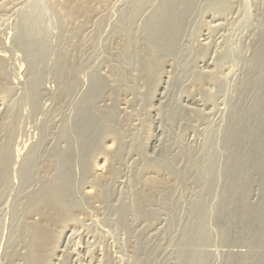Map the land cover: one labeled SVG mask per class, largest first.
I'll return each mask as SVG.
<instances>
[{
    "label": "bare ground",
    "instance_id": "bare-ground-1",
    "mask_svg": "<svg viewBox=\"0 0 264 264\" xmlns=\"http://www.w3.org/2000/svg\"><path fill=\"white\" fill-rule=\"evenodd\" d=\"M1 1L4 2L5 0H0V3H1ZM24 1L25 0H23L22 2H24ZM26 1L28 2V0H26ZM108 1L109 0H35V1L32 0V2L31 1L29 2L32 4H28L27 7L25 5L24 8L25 7L26 8L22 9V11H23L22 12L23 13L22 18H24V23L25 22L27 23V21H29L30 18H46V19H49V18H52L53 15H57L58 18H63L64 21L70 20V21H75V23L78 21V19L79 20L82 19V22L80 21L81 22L80 24L84 25V23L89 21L92 16L97 15V13L100 12L101 8ZM112 1L114 2V0H112ZM116 1H119V0H116ZM156 1L157 0H128L127 1V7L121 14V18H122L121 20L122 21H121L120 30L118 28V30L120 31V32L119 31L118 32L121 34L120 38H122L123 35L127 36V38H129L128 36L132 37V27L135 26V24H134L135 20L143 13V11L146 7L153 6L156 3L154 10H153V12H151V15L149 17L150 19L147 21V23L144 25V28H143V31H144L143 32V34H144V36H143L144 37V47L142 50L143 58H140V60L137 58L135 59L136 60L135 61V67L140 72V74L144 77V79L148 80V84H150V88H151L150 89V93H151L150 95L152 96L151 102H153V100L156 99V101L159 104V106L154 107V108L152 106L153 111H155V112L157 111L156 113L158 114V112L161 113V111L164 107H168L170 109H174L176 107V111L180 110L182 116H185V121H187V122L191 121L189 119V117H192V116H193V118L195 116V118H197V121H199V122L200 121H206L207 119L204 117L203 114L206 115L207 113L202 114L200 109H197L196 112L195 111L187 112L186 110L188 107L186 105H184L182 103V101L185 102L186 99H188L192 96V93H197V95L199 94L200 99L197 101H194L191 98L192 100L188 102V103H190L189 105H191V106L194 105V107L195 106L196 107L201 106V107L208 108V109L210 107L211 108L214 107L213 101L216 100L215 96L217 95L216 92L214 93L215 87H217L218 90H220L222 92H227V86H228L227 81H226V84H224L225 83L224 77H226V75H227L225 73V70L227 71V69H228L231 71L234 68V65H236L235 63L237 61L235 58H237L238 61L240 62V64H242L243 70H241L242 74H241L239 80L237 81L236 85L233 87L232 92L231 91L229 92L230 96H228L229 97L228 103L230 104V106H229L227 114L225 115V117L223 118V120L220 123L222 125H220L217 128L215 126H214V128L207 126L208 128H206L205 137H204V140L202 142V145L199 148V150L197 147L198 152H196V149L194 148L195 151H193V152H195L197 154L191 153L190 151L186 150V148H182L180 153H178V152L173 153L172 141H171L170 137H168V134H166V132H164V131H163V137L164 138L162 137V139L157 141L159 144L156 148L153 149V153L149 155L148 154L149 152H147V153L143 152V157H144V159H142L144 161V169L142 170L143 174L141 172V174L143 176L141 175V177H140V175L138 174L139 175L138 180L140 178L141 179L137 183H134L136 186L139 187V191L135 192L136 193L135 195H134V193L132 195V192H131V195H129V196H127V194H126L122 197H119L118 199H119L120 205L111 209V211L114 212L113 215L116 218V221L114 220L116 223L115 225L117 226L116 229L124 232L123 234L126 233V235H127V233H129V229H130L129 228L130 216L133 218L135 217L136 219H134V220L139 219L140 221L145 222V225L147 226V228L149 230L154 229L155 226L157 225L158 221L160 220V217H159L160 215H158L157 211H154L155 209H150L149 207L151 206V208H152V205H151L152 202H154V204L156 203V205H157V200H158L159 205H161L160 196H158L159 198L157 200H155L156 198L154 199V197L156 195L155 191L162 189L164 194H165V190L167 189V191L170 192L168 188L177 185V184L174 185V183H173V181L177 182V175L174 172L173 168H171V166L175 167V166L179 165L178 169H180V164L184 162L183 164L186 166V168L183 170L184 166H182V168H181L182 171L180 169L181 174H183V176H184V174L186 172L187 173L186 176H188L189 178H190L189 175L191 174V172L193 174L195 173L196 175H198L199 182L202 184V189L200 192L198 190L199 193L197 192L198 195L195 196L196 198L190 204L189 211L187 209V211H188L187 212V220H185L186 223H185V227H184L185 233H184L182 239L177 243V249L175 250L176 253H175V258H174L175 259L174 264H215L214 263L215 261L213 262V259H212L213 257H211V255H210L211 253L209 254V248H208V247H210V245L215 244L214 243L215 242L214 237H216V236L212 237V235H215L213 233V229H215L214 228L215 226H216L215 230H217V228H218L217 231L219 234L220 241L222 240L221 242H224L223 247L232 246V247H236L237 249H239L238 247H242V248L246 249L245 253L240 252L242 254H236V253L234 254V251L233 252L231 251V253L228 255L227 259L224 256L226 260L224 262H222L221 264H264V10L261 13V16H259V18H257V20L255 21V23H254L255 26L253 25L255 28L248 38V39H250L248 41V43L245 42L246 44H244V45L240 44V42H238V44H236L235 42H234V44H229V49L228 50L226 49L227 50L226 53H223L224 55L221 54L222 56L218 57L217 60H214V61L211 60L212 62H209L207 60L208 59L207 58V54H208L207 51L209 50L208 45H207L208 44L207 40H208L209 33L212 34V30H211V28H209L208 24H207V26L204 25V27L206 28L205 34L206 33L207 34L206 35L202 34L201 37H204V38L202 40H199L200 46L198 47L197 60L199 61V63H202L204 66H207L208 67L207 69H209V70L206 72H202V70H201V72L197 71L198 72L197 77L195 76L196 78L192 82L193 86L191 88L190 93L188 91L190 89H188L186 87V89H188L187 91L190 95H188L187 97L184 98V100L181 101V98L179 95L171 96L170 86L172 85V83L166 85L165 87L164 86L162 87L161 77L163 76L164 71L166 69V68L164 69L165 65L166 64L172 65L174 58L177 57V54H178L177 50L180 48V46L182 44L181 41L183 42V39H185L184 34L187 31L188 19H190L193 16L195 10H196L195 15H196L197 8L199 7V10L204 9V14L207 13L208 17L213 18V21H216V22L227 21L226 16H228V13L230 11H232L233 7H235V6L231 2V0H160L159 2L158 1L156 2ZM108 4H110V3H108ZM111 4H112V2H111ZM14 5L16 6L15 3H14ZM6 7L9 8L8 4L6 5ZM14 7L12 6L11 8L14 9ZM26 9H27V11H26ZM246 9L248 10V8H246ZM201 15L203 16L202 12H200V17H201ZM240 15H243V13ZM244 18H245V16H244ZM40 24H42L41 20H40ZM33 25H34V23H33ZM67 27H68V25H67ZM84 27H86V25ZM238 27H241V25H238ZM45 30L46 29H44V32H45ZM245 30H247V28ZM18 33H20V32H18ZM31 33H32V31H31ZM41 33H42V30H41ZM231 33H232V31H231ZM19 35H21V34H19ZM212 35H214V34H212ZM27 36L31 37L30 35H27ZM43 37H45V36H43ZM32 38H33V40H32V43H33L34 37H32ZM22 39H25L24 36H22ZM22 39H19L17 41V44H14V41H13V46L15 45V47L18 48L19 52H20V50H22V53L23 52L25 53L26 42ZM129 40H127L128 41L127 45L130 44L131 42H133L135 44L134 41H131V40H134L133 38L129 39ZM225 40H226V38H225ZM230 41L232 42L231 39H230ZM40 44H41V46L43 44H46V39L40 40ZM39 46L40 45L37 46V44H36V47H39ZM225 47H228V46L225 45ZM49 48H47V50H44L46 52L48 51L47 54L49 53ZM68 49H71V48H68ZM29 51H31V50H29ZM40 51H41L40 48H38L35 51L36 53H38V56L41 54ZM4 53H5L4 50L0 51V104H2V102L4 103L6 99L9 100L8 98L11 97L10 95L12 92L11 89L15 90L14 89L15 86L14 87L11 86L12 88L9 87V84H10L9 81L10 80L5 75L6 70L4 72V69L6 67V65H4V63H3V61L5 60V54ZM34 53H28V52L25 53V54H28V55H26V61L25 62L27 63V65H28L27 69L30 72V76L28 78L29 79L28 84L29 85L32 84V90H33V86H36L38 83L36 80L33 81V79L36 77V75H38V68L41 66L40 63L36 61L37 57L35 56ZM137 53L138 52H134L133 57H136ZM17 54H18V52H17ZM122 58H120V59H122ZM85 59H87V57ZM67 60H68V58H67ZM122 60H124V58ZM39 61H41V60L39 59ZM83 62H84V60H83ZM160 62H161V64H160ZM83 64H81V65H83ZM173 64H175V62H173ZM38 65H40V66H38ZM74 66H76V65H74ZM224 66H226L227 69L225 67V69L223 71ZM196 67H198V65ZM85 70H87V69H85ZM29 72H27V73H29ZM61 72H60V74H62L64 77L62 75L61 76L65 79L66 72L65 73H61ZM70 72L71 71L69 69V73ZM101 72H103V71H101ZM12 74H14V72H12ZM40 76H42L41 73H40ZM115 76L117 77V78H115L117 81L121 80V78H122L121 75L117 76V74H116ZM67 77L68 76H66V78ZM23 78H25V77H23ZM16 79H18V78H16ZM42 79H44V77ZM222 80H223V83H221ZM71 81H73V80H71ZM12 82H14V81L12 80ZM46 82H47V80H46ZM24 84H25V82H24ZM26 84H27V82H26ZM24 86L22 88H24V92L27 94V97L29 98V95H30V94H28L30 92L29 88H26V86L25 87ZM72 86H73L72 84H69V85L67 84L66 87L62 88L59 91L58 98H55V99L61 100L62 98L67 97L66 95L69 93V91L73 90ZM212 86L214 87V89L211 90ZM40 87H41V85H40ZM62 87H63V85H62ZM209 87H210V89H209ZM95 88H97V86H95ZM41 89L42 88H40V90H39V86H38V90L41 91ZM159 89L163 90V92L158 93ZM19 90H21V89H19ZM36 90H37V87L34 90V92H36ZM101 90H102V88H101V86H99L96 93L94 95L91 94V96L92 95L93 96L91 97V99L87 100V102H86L88 104V105L86 104L87 107H89V105H90V108H92V107L98 108L99 105L102 104L103 100L101 98V95L99 94V92ZM42 92H43V89H42L41 93ZM178 93H180V92H178ZM185 93H187L186 90H185ZM42 94H44V93H42ZM42 94H40V95H42ZM163 94H165V96ZM55 97H57V96H55ZM176 97H179V99ZM50 98H51V95H50ZM119 98H120V96H119ZM163 98L166 101L163 102L162 101ZM175 98L178 99V102H176V105H173L174 106L173 107L170 104V102H172L173 99H175ZM214 98H215V100H214ZM11 99H12V97H11ZM23 99H24V97H23ZM29 99H28L29 102L28 101L27 102L30 104L31 100H29ZM25 100H27V98ZM132 101H130V103ZM9 102H11V101H9ZM128 102H129V100H128ZM151 102H150V104H151ZM84 103H85V101L83 102V104ZM150 104H149V106H150ZM105 105L103 103V106H105ZM196 107H195V109H196ZM104 108L106 109V107H104ZM4 109H5V106H4ZM108 109H110V108H108ZM86 110H87V108H86ZM99 110H100V108H99ZM92 111H94L93 108H92ZM108 111L109 110H107L106 112H108ZM101 112H102V108L100 110V114H101ZM106 112L105 113L102 112L106 115V117L103 116L104 118H101L100 120L98 119L99 121H97V119H96V116H95L96 113L94 115L91 113L92 116L88 117V116H86V114H83L80 116V118H78V120L75 119L76 121L72 124V126L67 125L62 130V132H60L59 139L61 140V142L63 141L67 145H69V147L71 145V147L67 149V147L64 146L65 147L64 151L62 148V151H63L62 152L61 148H60L59 149L61 151L60 152L58 150L59 147L57 146L58 152H55V153L52 152L53 153L52 156H50L51 154L50 155L48 154V162L46 161V158H45V161L47 163H45V161L42 160L43 157H45L44 152H42V154H41V151H40L41 143L43 141H45L44 139H42L38 143L39 146L36 145V147H33L32 150L30 149L31 151L28 152V154L26 153V155H25V153H24L25 156L21 157L20 155L22 152L21 151L22 148L20 147V144L14 145V139H15L14 136H16V135L11 132L8 135H7V133L6 134L3 133V134H5V136H4L0 133L2 135L1 138H3V136H4V138L0 140V193H2L3 191L6 192V188L10 184H12L11 183V177H12L11 169L14 167V164L17 165L15 160H16V158H19V157L23 158L22 163H21L20 174L17 173V175H20L19 179L23 184L22 188H26V189L28 188L29 189L34 184L38 185L41 182L40 188L38 187L36 189V186H35V190L33 191V193L31 195H27L28 193L26 194V196H28V200H27L26 196L24 197V199L26 198V202L28 201L27 210H26V213H24V215L26 214L25 216L31 217L32 219L36 218L33 221H31V222L28 221L29 223L28 222L26 223V225H27L26 229L27 230H26V233L24 231V238H25V234L28 233V235H27L28 240L25 241L26 243L24 242L25 244L23 245L25 247L24 249L26 250V253L19 255V254H17V252L13 251L14 249L11 248L12 252L10 251L8 256H7L8 264L15 263V260H18L22 264H51L53 258L56 259L55 255H56L58 246L60 248L59 243L61 241L63 234L66 232V230L69 227H73L74 225H77L78 221L76 219V214L79 213L81 216L84 213L83 211L85 209L83 210V208H80V207H78V205L76 206L75 204H73L72 200L70 198V197L74 198L73 194L76 191L75 188L77 189V187L74 188V185L76 186V184H75L76 182L73 185L74 181H70L72 178V176H71L72 172L76 171V170H73V167L74 166L77 167L76 165L79 163V160L83 159L82 157H80V153H78L79 151H77V149L79 150L77 145L80 146V148H81L80 151L85 152V153L92 150L95 146V149H93V151L91 153L93 155H91V156L94 157V155H95L96 158L93 159L91 164L89 163L90 167L87 169V171L84 170L86 177L88 178V182H87V186L84 188V191H81L82 194L85 192L84 194H86V196L91 201L97 200V201H100L101 204H107V205L110 203L109 202L110 199H114V198H112L111 194H109L108 192L105 191L106 189H104V187H103L104 185L100 187V184L103 182L108 183V181H112V180L117 181L118 177L115 179V176H117L116 174L118 172L117 171L118 169H116L117 163H115V162H117V159L121 156V152L125 149V147L121 151V146H119V141L121 139H120V137L119 138L117 137L118 134L116 135L115 129L111 128V126L115 127V125L112 124L109 127L107 125L110 121L109 120L110 117L108 118V116H110L109 113L111 114V112H108V113H106ZM11 113L9 111V113L6 114L5 119L1 118L2 122L4 121L3 122L4 125L6 123L7 126H9V124L11 123L10 120L14 119L13 115L11 116ZM143 115H144V113H143ZM158 116H160V115L158 114ZM8 118H10V120ZM6 119H7V121H6ZM66 119H68V117ZM168 120L171 121V117H169ZM0 124H1V122H0ZM13 124L11 126H13ZM4 125H2V126L4 127ZM7 126L5 127L6 130H7ZM141 126H143V125H141ZM3 127L0 126V129H4ZM72 128H74L75 131H73ZM5 129L3 131H5ZM117 129H118V127H117ZM123 129H124V127H123ZM123 129H121V133H122ZM8 130H9V128H8ZM101 130H102V132H101ZM70 132H71V134H70ZM118 133H119V135H121V133L119 131H118ZM73 134L76 136H73ZM42 137H45V136H42ZM46 137H48V136H46ZM117 138L120 140L118 141ZM96 139H99V142H100L99 144H101L100 147L99 146L97 147L94 144L92 145V142ZM130 139H132V138H130ZM78 141H80V143H78ZM122 141H123V139H122ZM155 141H156V139H155ZM120 143L122 145L124 142L123 143L120 142ZM124 145H125V143H124ZM15 147H16V149H15ZM128 148H132L131 144H130V147L128 146ZM144 148H146V147H144ZM73 149H75L76 151ZM129 150L131 152V149H129ZM174 151H175V149H174ZM78 154H79V157H78ZM49 156H50V158H49ZM87 157H88V154H87ZM78 158H80V159L78 160ZM88 158H87V160H88ZM41 160L44 162L43 164H42ZM82 163H84V162H81V164ZM167 163L170 164L171 166L167 167V165H165ZM12 165H13V167H12ZM42 166L44 167V171L42 173L41 178L39 176L40 179H38L36 177V175L42 171L41 170L42 168H40ZM125 166H126V164H125ZM75 169H77V168H75ZM15 171H17V170H15ZM187 171H190V174ZM76 173L78 174V171ZM255 175L259 177L256 180L258 183L256 190H254L255 189L254 186L256 185V181H254L256 179V178H254ZM188 177H187V179H189ZM179 178H180V176H179ZM13 179H14V177H13ZM72 180H73V178H72ZM136 180H134V181H136ZM14 181H15V179H14ZM17 181L18 180H16V182ZM189 181H190V179H189ZM16 182H14V183H16ZM171 183H173V186L171 185ZM197 183H198V181H197ZM213 183H216L218 188H219V184H221L222 188H221L220 192H218V194L216 192H212V191H214V187H213V190L211 189ZM178 184H179V182H178ZM17 186H18V184H17ZM79 189H81L80 186H79ZM253 190L256 192L257 198L259 197L258 199H260V201H259L256 198V200H257L256 201V200H254V198H252L255 203H252V201H250V198L254 192ZM12 191L14 192V190H12ZM110 191H111V188H110ZM23 192H25V191L22 190L21 193L23 194ZM10 193H12V192H10ZM170 193H173V192L171 191ZM2 194H0V195H2ZM167 194H169V193H166V195H163V196L167 197ZM173 195L174 194H172V196H171V194H170V196H168L167 198L165 197V199L167 201L172 200L171 202L173 203V199L175 202V198ZM165 199L163 198L162 201L167 203ZM181 199H182V197H181ZM181 199L180 200L178 199L179 202L178 203L176 202V203L179 204L182 201ZM210 199H211V201H210ZM208 201H210V202L208 203ZM171 202H170V204H168V203L167 204L173 206V204ZM213 202H215L216 204ZM256 202H258V203H256ZM92 203H93V201H92ZM149 204H150V206H148ZM91 205H94V204H91ZM25 206H26V203H25ZM98 208H101V206L100 207L98 206ZM103 208H104V210L107 209L106 207H103ZM161 208H163V210H164L163 205H161ZM167 208L170 209L171 207L169 208V206H168ZM174 208H175V206H173L172 209L174 210ZM177 208H178V206H177ZM101 209H100V212H102ZM156 210H158V209H156ZM111 211H110L109 217H111V214H112ZM174 212H175V210H174ZM85 213H86V210H85ZM85 213L83 214L84 216H86L88 214L87 213L85 215ZM176 216H178V215H176ZM86 217H84V218H86ZM95 217L97 218V216H95ZM79 219H81V217H79ZM86 219H88V218H86ZM91 219L92 218H90V220ZM177 219H179V218H177ZM84 221H86V220H84ZM107 221H109V220H107ZM111 221H113V220H111ZM110 223H112V222H110ZM24 225H25V222H24ZM212 226H214L213 229H212ZM81 227H79V228H81ZM100 227H101V225H100ZM177 227H179V226H177ZM20 228H21V226H20ZM86 228H87L86 230H88L87 225H86ZM83 229H84V227H83ZM111 230H112V228H111ZM131 231L132 230H130V232ZM100 232L101 231L98 232L99 236H100ZM102 232H103V230H102ZM113 232H115V231H113ZM96 233H97V231H96ZM104 235H106V234H104ZM104 235H103V237H104ZM21 236H22V234H21ZM144 238H145V240L143 242L141 241L142 244H140V246H137L135 248L134 254H133V249H132V254L134 256H133V258L129 259L128 264H169L167 259L163 260V261H158L155 257L156 254H155L154 250H152L151 252H146V250L148 248L147 244H146L147 237H143V239ZM21 239H22V241H24L22 237H20V240ZM16 241H17V239H16ZM13 242H15V241H13ZM94 242L95 241H93V243ZM69 243H71V242H69ZM88 244H89V248H90V243H88ZM138 244H139V242H138ZM96 246H98V244ZM94 247L95 246H93V245L91 246V248L93 250L97 251L96 249H98V247L96 249ZM101 247H99V248H101ZM112 247H113V245H112ZM86 248H85V251H86ZM161 250H163V249H161ZM72 251H73L72 254L76 255L75 251L74 250H72ZM85 251H84V253H85ZM89 251L92 254L91 249ZM87 252L88 251H86V255L89 254V252L88 253ZM123 252H124V250H123ZM101 253H102V251H100L97 254L98 259H94L93 258L94 255L91 257L93 258L94 261L96 260V264H106V263L108 264L109 263V260L107 258L108 256L105 254L107 257L104 258L105 256L102 253L103 254L102 257L104 256L102 258ZM238 253H239V251H238ZM79 255H78V257H79ZM142 255H144L145 257L142 258L143 257ZM87 256L89 257V255H87ZM91 257L89 258V264H90ZM120 259H122V258H120ZM56 260H58V259H56ZM110 260H111V258H110ZM19 262H17V263L20 264ZM58 262H60L59 260L57 261V264H60ZM91 263L93 264V262H91ZM61 264H62V262H61Z\"/></svg>",
    "mask_w": 264,
    "mask_h": 264
},
{
    "label": "rangeland",
    "instance_id": "rangeland-1",
    "mask_svg": "<svg viewBox=\"0 0 264 264\" xmlns=\"http://www.w3.org/2000/svg\"><path fill=\"white\" fill-rule=\"evenodd\" d=\"M22 1L21 0H5L4 2L1 1V3H0V29H1L0 30V51L4 50V52H5L4 54H5V60L6 61L4 60L3 63H4V65H6V67L4 66L5 67L4 72L6 70L5 75L10 80L9 81L10 82L9 87L15 86L14 87L15 90L11 89L12 92H11L10 96L12 97V99H11V97H9L8 98L9 100L6 99L4 103L2 102V104H0V107H1L0 108V110H1L0 111V122H1V124L4 125V123H3L4 121L2 122V119H5V116L7 113H9V111H10V113L12 112L11 116L13 115L14 119H11V120H10V118H8V119L11 121L12 124L14 122L15 123L13 124V126H11L12 125L11 123L9 124V126H7V124L5 123V125L7 126V130L5 129V127H6L5 125L3 127L0 124V126L5 129V131H3L4 129H0V131L1 130L3 131V132L1 131L0 133L5 136L6 133L8 135L12 132L16 135V136H14L15 137L14 145L20 144V147L22 148L21 149L19 147L22 151L21 155H20L21 157L22 156L24 157L26 155V153L28 154V152H30L33 149V147H36V145H38V143L42 139H44L45 141H43L41 143L40 151H41V154H42V152H44V154H45V157H43L42 160L45 161V158H46V161L48 162V154L49 155L51 154L50 156H52V154L55 152H58V150L60 148H61V151H62V148L64 151L65 147H67V149L71 147V145L69 147V145H67L65 142H63V141L61 142V140L59 139L60 132H62V130L67 125L72 126V124L76 120H78V118H80V116L83 114H86V116L89 117V116H92V114L94 115L96 113V115H95L96 119H97V121H99L101 118L106 117V115L104 113L107 110H109L108 112H111V114L109 113L110 116H108V118L110 117L109 120L112 123L109 121V123L107 124L108 127L111 126L112 124L115 125V127L111 126V128L115 129L116 135L117 134L119 135L118 131L121 133V129H123V127H124L121 135H119V136L117 135V137L118 138L120 137V139H121L120 140L117 138L118 141L120 140L119 146H121V151L125 147V149L122 151L123 153L121 152V156L117 159V162H115V163H117L116 169H118L117 170L118 172L116 174L117 176H115V179L118 177L117 181L112 180V181H108V183L103 182V183H101L102 185L100 184V187L104 185L103 187H104V189H106L105 191L108 192L109 194H111L112 198H114V199L109 200L110 205L109 204L108 205L107 204H101V202L97 201V200H95V201L92 200L93 201V203H92V201L86 196V194H84L85 192L82 194L81 191H84V188L87 186V182H88V178L86 177L84 170L87 171V169L90 167L89 165L91 164L93 159L96 158L95 155H94V157L91 156V155H93L91 153H92L93 149H95V146L92 150H90L89 152H86L88 154V157H89L88 158L87 154L85 152H81L80 146L77 145L79 148V150L77 149V151H79L78 153H80V157H82L83 159L78 158V160L79 159L80 160H79V163L76 165L77 167H75V166L73 167V170H76V171L72 172L71 176H72L73 180L71 178L70 181H74L73 185L76 182L75 183L76 186L74 185V188L77 187L78 190L75 188L76 191L73 194L74 198H72V197H70V198H71L73 204H75L76 206L78 205V207L83 208V210L84 209L86 210V213H85V210L83 211L85 213V215L87 213L88 214L86 215L87 216L86 217L83 215L84 213L83 214L81 213L82 214L81 216L79 213H77L79 215L78 216L76 214V219L78 221L77 225H74L73 227H69L66 230V232L63 234L61 241L59 243L60 248L58 246V249L61 252L57 249V252L55 255L56 259H58L60 261L58 263L61 264V262H62V264H89V258L94 255L93 258L98 259L97 254L100 251H102V253L105 256V257L103 256L104 258H106L108 256L107 258H108L110 264H113V263L114 264H128L129 259L133 258V256H134L133 254H134L135 248L137 246H140V244H142V242L145 240V238L143 239V237H147V240H146L147 242L145 241L147 244V247H148L146 252H151L152 250H154L155 254H156L155 257L158 261H163V260L167 259L169 264H174V262H175L174 258H175V253H176L175 250L177 249V243L182 239V237L185 233L184 227H185V223H186L185 220H187V212L189 211L190 204L196 198L195 196H197L198 193L202 189V184L199 182L198 175H196L195 173L193 174L192 172L190 174V171H187L190 174V175L188 174L190 176V178L188 176H186L187 175L186 172H185L184 176H183V174H181L182 166H184L183 170L186 168V166L183 164L184 162L180 164L181 171H180V169H178L179 165L174 167L168 163L165 164V165H167V167L171 166V168H173L174 172L176 173L177 182L173 181V183H174V185L175 184H177V185L173 186V183H171V185L173 187L168 188L169 191L170 192L172 191L173 193L168 192L167 189L165 190V194H164L162 189L155 191V194L157 196L155 195L154 199L156 198L155 200H157L159 198L158 196H160L161 205L164 206V210H163V208H161V205H159L158 200H157V205H156V203L154 204V202L151 203L152 208H151L150 204L148 205V206H150L149 207L150 209H155L154 211H157L158 215H160L159 216L160 220L158 221L159 224L157 223V225L154 228L155 230L151 229V228H150L151 230H149L147 228V226L145 225V222L140 221L139 219L134 220L136 218L135 217L133 218L130 216L129 233H127V235H126V233L123 234L124 232L116 229V227H117L115 225L116 224L115 223L116 218L113 215L114 212L111 211V209L120 205L119 199H118L119 197H122L126 194H127V196H129V195H131V192H132V195H133V193L135 195L136 194L135 192L139 191V187L136 186L134 183H137L141 179L140 177L143 174V172H142V170L144 169V161L142 160V159H144L143 152H146V153L149 152L148 153L149 155L153 153V149L156 148L159 144L157 141H159L163 137V131L166 132V134H168V137H170V139L172 141L173 153L174 152L180 153L182 148H186V150L190 151L191 153L197 154L193 151H195V149H196V152H198L197 147H198V150L201 147L202 142H203L204 137H205L206 128H208V127L214 128V126L217 128L220 125H222L220 123L223 120V118L225 117V115L227 114L229 106H230V104L228 103V99H229L228 96H230L229 92L230 91L232 92L233 87L236 85L237 81L239 80V78L242 74L241 70H243L242 64H240V62L238 61L237 58H235L237 60L235 63L236 65H234V68L231 71L228 70L226 66L223 67V71H224L225 67L227 69V71L225 70V73L227 75H226V77H224L225 78L224 84H226V81H227V85L229 87L227 86V92H222V91L218 90L217 87H215V91L214 90L213 91H214V93L216 92L217 95L215 96L216 100L214 98L215 101H213L214 107H212V108L210 107L208 109V108H204L201 106H197V107L195 106L196 107V109H195L194 105H192V106L189 105L190 103H188V102L191 101L192 99L194 101H197L200 99L199 94L197 95V93H192V96L185 100L186 103L184 101H182V100H184L185 97L190 95L189 93H190L191 88L193 86L192 82L197 77V73L201 72V70H202V72H206L209 70V69H207L208 68L207 66H204L202 63H199V61L197 60L198 47L200 46L199 40H202L204 38V37H201L202 34H204V35L207 34V33L205 34L206 28L204 27V25L207 26V24H208L209 28H211V30H212V34H214V35H212L211 33H209L208 40H207V43H208L207 45H208V49H209L207 51V53H208L207 54V58H208L207 60L209 62H212L214 60H217L218 57L224 55L223 53H226V51L229 49V44H234V42L236 44H238V42H240V44L244 45V44L248 43V41L250 40L248 38L255 28L254 23L257 20V18H259V16H261V13L264 10V0H244V1L243 0H231V2L234 4L235 7H233V10L231 9L232 11H230L228 13L229 17L226 16L227 21H218V22L213 21V18L208 17L207 13L204 14V9L199 10V7L197 8L196 15H195L196 10H195L193 16L190 19H188L187 31L184 34L185 39H183V42L181 41L182 44H181L180 48L177 50V53H178L177 57L174 58V61H173V62H175V64H173V62H172V65H170V64H168V65L166 64L167 66L165 65L164 69L165 68L166 69L164 71L163 76L161 77V85H162V87L163 86L165 87L166 85L172 83V85L170 86L171 96L179 95L182 103L188 107L186 110L187 112H191V111L196 112L197 109H200L202 114L207 113L206 115L203 114L207 120L206 121H200L201 123L199 121H197V118H195V116H194V118H193V116L189 117V119L191 120V121H189L190 123L185 121V116H182L180 110L176 111V107L174 109L164 107L162 109L161 113L158 112V114L160 115V116H158V114L156 113L157 111L156 112L153 111V108L159 106V104L156 101V99L153 100V102H151L152 96L150 95L151 94L150 93V89H151L150 84H148V80L144 79V77L140 74V72L135 67V61H136L135 59L137 58L140 60V58H143V53H142V50L144 47V37H143L144 31H143V28H144V25L147 23V21L150 19L149 17L151 15V12H153V10L156 6V3L153 5L154 7L153 6L146 7L144 9L143 13L135 20V23H134L135 26L132 27V37L128 36L129 38H127V36L123 35L122 38H120L121 34L119 33L120 32L119 30H120L121 21H122L121 20L122 19L121 14L126 9L128 0H119V1L114 0V2L112 0H109L108 2H106L107 4L105 3V5L101 8L100 12L97 13V15L92 16L89 21L84 23V25L80 24L82 22V19H80V20L78 19V21L76 20L77 21L76 23H75V21H70V20H68L69 21L68 22L66 19H65L66 21H64L63 18H58L57 15H53L52 18H49V19H46V18H30L29 21H27V23L26 22L24 23V18H22L23 17L22 9L24 8L25 5L27 7L28 4H32V3H29L30 1L32 2V0H28V2L25 0L24 1L25 3ZM157 1L159 2L160 0H157ZM111 2H112V4H111ZM14 3L16 4V6L14 5ZM108 3H110V4H108ZM5 4L6 5L8 4L9 8L6 7ZM12 6L13 7L15 6L14 9L15 8L16 9L14 10L13 8H11ZM246 8H248V10ZM27 9H26V11H27ZM200 12H202V14H203V16L201 15V17H200ZM242 13H243V15H240ZM244 16H245V18H244ZM39 19L41 20L42 24H40ZM33 23H34V25H33ZM67 25H68V27H67ZM85 25H86V27H84ZM238 25H241L242 28L238 27ZM118 28H119V30H118ZM246 28H247V30H245ZM44 29H46L45 32H44ZM41 30H42V33H41ZM31 31H32V33H31ZM231 31H232V33H231ZM18 32H20V33H18ZM19 34H21V35H19ZM27 35H30L31 37H29ZM22 36H24L25 39H22ZM41 36L42 37L45 36V37L42 38ZM32 37H34L33 43H32V40H33ZM132 38L134 40H131V41H134L136 45L133 42H131V43L129 42L130 44L127 45V42H128L127 40L132 39ZM225 38H226V40H225ZM19 39H22L26 42L25 53L26 52L34 53L38 48L41 49V51H40L41 54L39 56H38V53H36V52L34 53L35 56L37 57L36 61L39 62L41 66L38 65V66H40L38 68V75H36V77L33 79V81L36 80L38 82L36 86H33V90H32V84L31 85L28 84V80H29L28 78L30 76V72L27 69L28 68L27 63L25 62L26 61V55H28V54H25L24 52L22 53V50H20V52H19L18 48L15 47V45L13 46V41H14V44H17V41ZM39 39L40 40L46 39V44H43L41 46ZM230 39L232 40V42L230 41ZM36 44H37V46L40 45L41 47L40 46L36 47ZM225 45H227L228 47H225ZM47 48H49L48 54H47L48 51L47 52L44 51V50H47ZM68 48H71V49H68ZM29 50H31V51H29ZM129 50L130 51L132 50V51L130 52ZM17 52H18V54H17ZM134 52H138L137 56L135 55L136 57H133ZM86 57H87V59H85ZM122 57L124 58V60H122L123 59ZM38 58L42 62L39 61ZM67 58H68V60H67ZM120 58H122V59H120ZM83 60L85 63L83 62ZM81 64H83V65H81ZM160 64H161V62H160ZM74 65H76V66H74ZM197 65H198V67H196ZM69 69L71 71L70 73H69ZM85 69H87V70H85ZM11 71L14 72V74H12ZM101 71H103V72H101ZM27 72H29V73H27ZM60 72L61 73L66 72V76H68V77L66 78V76H65V79H64L63 78L64 76L62 74H60ZM40 73L42 76H40ZM116 74H117V76L121 75V77H122L121 80L117 81L115 79V78H117L115 76ZM23 77H25V78H23ZM43 77H44V79H42ZM16 78H18V79H16ZM12 80L15 83L12 82ZM46 80H47V82H46ZM71 80H73V81H71ZM24 82H25V84H24ZM26 82H27V84H26ZM66 83L68 85L72 84L73 90L69 91V93L66 95L67 97H65L66 99L65 98H62L61 100L55 99V98H58L59 91L62 88L67 86ZM221 83H223V80L221 81ZM24 85L26 86V88H29L30 92L28 94H30L29 95L30 99L27 97V94L24 92V88H22ZM40 85H41V87H40ZM62 85H63V87H62ZM38 86H39V90H40V88L43 89L42 93H44V94L41 93L42 89H41V91L38 90ZM95 86H97V88H95ZM99 86H101V88H102V90L100 91L101 93L99 92V94L101 95V98L103 100V102L101 104L102 106L99 105L98 108L92 107L94 110V111H92V108H90V105H89V107H87L88 104L86 102L88 99H91V97L96 93ZM36 87H37L38 91L36 90V92H34ZM186 87L190 90L186 89ZM19 89H21V90H19ZM209 89H210V87H209ZM212 89H214L213 86H212L211 90ZM185 90L187 93H185ZM187 90L189 91V93ZM162 92H163V90L159 89L158 93H162ZM178 92H180V93H178ZM40 94H42V95H40ZM91 94H93V95L91 96ZM50 95H51V98H50ZM163 95L165 96V94H163ZM55 96H57V97H55ZM119 96H120V98H119ZM23 97H24V99H23ZM26 98H27V100H25ZM176 98L179 99V97H176ZM176 98L173 99L172 102H170V104L172 106L176 105V102H178V99H176ZM28 99L31 100L30 104L28 103L29 102ZM128 100H129V102H128ZM9 101H11V102H9ZM84 101H85V103L83 104ZM130 101H132V102L130 103ZM162 101L164 102L166 100L163 98ZM150 102H151V104H150ZM103 103H104V105L105 104L106 105L103 106ZM149 104L151 107L149 106ZM4 106H5V109H4ZM152 106H153V108H152ZM104 107H106L107 110ZM107 107L110 109H108ZM86 108H87V110H86ZM99 108H100V110L102 108V112H104V113L101 112L102 115L100 114ZM108 112H106V113H108ZM143 113H144V115H143ZM67 117H68V119H66ZM169 117H171V121L168 120ZM6 121H7V119H6ZM141 125H143V126H141ZM117 127H118V129H117ZM8 128L10 131L8 130ZM72 129H73V131H75L74 128H72ZM101 132H102V130H101ZM3 133H5V134H3ZM1 134H0V140L4 138V136H3V138H1L2 137ZM70 134H71V132H70ZM42 136H45V137H42ZM46 136H48V137H46ZM73 136H76V135L73 134ZM130 138H132V139H130ZM122 139H123V141H122ZM155 139H156V141H155ZM96 140H94L92 142V145L94 144L97 147L98 146L100 147L101 144H99L100 143L99 139H96ZM120 142H122V143L124 142L126 146L124 145V143L121 145ZM78 143H80V141H78ZM130 144H131L132 148H128V146L130 147ZM57 146L59 147L58 150H57ZM144 147H146V148H144ZM15 149H16V147H15ZM129 149H131V152ZM174 149H175V151H174ZM73 150H75V149H73ZM24 153H25V155H24ZM50 156H49V158H50ZM21 157L16 158V160H15L18 166L14 164V167H13V165H12V167L14 168V169L13 168L11 169V175H12L11 183L12 184H10L6 188V192L3 191L2 192L3 194L0 193V194H2V195H0V219H1L0 220V264H8L7 256H8L10 251L12 252V249H14L13 251L17 252V254H19V255L26 253V250L24 249L25 247L23 246L26 243L25 241L28 240V237H27L28 233L25 234V238H24V231L26 233V230H27L26 229V226H27L26 223L28 221L31 222L34 219H36V218L32 219L31 217L25 216L26 214L24 215V213H26L27 204H28V201L26 202V198L28 200V196H26V194L28 193L27 195H31L33 193V191L35 190V186H36V189L38 187L40 188L41 182L38 185L34 184L33 185L34 187L32 186L29 189L27 188L28 190L26 188H22L23 184L19 179L20 175H17V173L20 174L21 163L23 160V158H21ZM78 157H79V154H78ZM87 158H88V160H87ZM42 160H41V162L43 164L44 162ZM46 161H45V163H47ZM81 162H84V163L81 164ZM125 164H126V166H125ZM40 168H42L41 169L42 171L36 175V177L38 179L41 178L42 173L44 171L43 166ZM75 168H77V169H75ZM15 170H17V171H15ZM77 171H78V174L76 173ZM141 172H142V174H141ZM138 174L140 175L139 180H138V176H139ZM39 176H40V178H39ZM179 176H180V178H179ZM13 177H14L15 181H14ZM187 177L190 179V181H189V179H187ZM254 178H256L254 180V181H256L257 178H259V177L255 175ZM16 180H18V181L16 182ZM134 180H136V181H134ZM13 181L16 182L18 184V186ZM197 181H198V183H197ZM178 182H179V184H178ZM77 184L80 186L81 189H79V186ZM257 184L258 183L256 181V185H255L256 187L254 186V188H255L254 190H256ZM213 187H214V191H212V192H216L217 194H218V192H220V190L222 188L221 184H219V188H218L216 183H213L212 188H211L212 190H213ZM110 188H111V191H110ZM21 189L23 191H25V192H23V194L21 193L22 192ZM12 190H14V192ZM198 190H199V192H198ZM10 192H12V193H10ZM166 193H169V194H167V197L170 196V194H171V196H172V194H174L173 196L175 198V202H174V199H173V203L171 202L172 200L171 201L169 200V201L173 204V206H175V208H174L175 212L172 209L173 206L168 205V204H170V202L165 199L166 196H163V195H166ZM256 195L257 194L254 191L253 195L250 198V201H252V203H255L254 200H256V198H257ZM25 196H26V198L24 199ZM181 197H182V199H181ZM163 198L166 200V202L168 204L165 203L164 201H162ZM252 198H254V200ZM178 199L182 200L179 204H177L179 202ZM258 200L260 201V199H258ZM210 201H211V199H210ZM210 201H208V203ZM215 202H213V203H215ZM25 203H26V206H25ZM256 203H258V202H256ZM91 204H94L95 206L91 205ZM98 206L99 207L101 206L102 209L98 208ZM102 206L106 207L107 209L105 208L106 210H104V208ZM168 206H169V208L170 207L171 208L168 209L167 208ZM177 206H178V208H177ZM100 209L102 212H100ZM156 209H158V210H156ZM187 209H188V211H187ZM110 211L112 212L111 217H109ZM176 215H178V216H176ZM95 216H97V218ZM79 217H81V219H79ZM84 217H86L88 219H86ZM90 218H92V219L90 220ZM177 218H179V219H177ZM84 220H86V221H84ZM107 220H109L112 223H110ZM111 220H113V221H111ZM24 222H25V225H24ZM86 225L88 227V230H86L87 229ZM100 225H101V227H100ZM20 226H21V228H20ZM177 226H179V227H177ZM214 226H212V229ZM79 227H81V228H79ZM83 227H84V229H83ZM111 228H112V230H111ZM214 228L216 229V226ZM215 229H213V233L215 235H212V237L216 236V237H214V240H215L214 243L215 244H212V245H210V247H208L209 248V254L211 253L210 255H211V257H213L212 259H213V262L215 261L214 262L215 264H221L222 262H224L227 259L228 255L231 253V251L232 252L234 251V254L235 253L236 254H242V253L246 252V249H244L242 247H238L239 249H237L236 247H232V246L223 247L224 242H221L222 240L220 241V239H219V234L217 231L218 228H217V230H215ZM102 230H103V232H102ZM130 230H132V231L130 232ZM96 231H97V233H96ZM99 231H101L100 232L101 237L99 236V233H98ZM113 231H115V232H113ZM21 234H22V236H21ZM104 234H106V235H104ZM103 235H104V237H103ZM20 237H22L24 241H22V239L20 240ZM16 239H17V241H16ZM13 241H15V242H13ZM93 241H95V242L93 243ZM69 242H71V243H69ZM138 242H139V244H138ZM88 243H90V248H89ZM96 243L98 244V246H96L97 245ZM91 244L93 246H95L94 247L95 249L98 247V249H96L97 251L93 250L92 249L93 247L91 248V246H92ZM112 245H113V247H112ZM99 247H101L102 249ZM85 248H86V251L89 252V254H87V255H89V257L86 255ZM90 249L92 251V254L89 251ZM132 249H133V254H132ZM161 249H163V250H161ZM72 250L75 251L76 255L72 254V252H73ZM123 250H124V252H123ZM84 251H85V253H84ZM238 251H239V253H238ZM240 252H242V253H240ZM102 253H101V257L103 255ZM78 255H79V257H78ZM142 256H143L142 258L145 257L144 255H142ZM224 256L226 257V259ZM93 258L91 257L90 264H92L91 262H93V264H96V260L94 261ZM110 258L112 261L110 260ZM120 258H122V259H120ZM56 259L53 258L51 264H54V263L57 264L58 260H56ZM17 262H19V261L15 260V263H13V264H18ZM20 264H22V263H20Z\"/></svg>",
    "mask_w": 264,
    "mask_h": 264
}]
</instances>
